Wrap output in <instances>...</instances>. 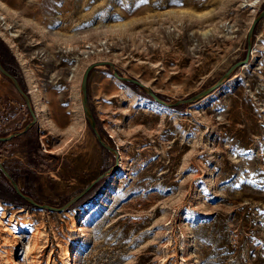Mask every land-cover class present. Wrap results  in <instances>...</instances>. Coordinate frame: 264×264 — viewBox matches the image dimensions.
<instances>
[{
    "label": "rangeland",
    "instance_id": "374dc122",
    "mask_svg": "<svg viewBox=\"0 0 264 264\" xmlns=\"http://www.w3.org/2000/svg\"><path fill=\"white\" fill-rule=\"evenodd\" d=\"M0 0V264H264V0ZM107 63H98L100 61ZM87 103L80 101L86 66Z\"/></svg>",
    "mask_w": 264,
    "mask_h": 264
},
{
    "label": "water",
    "instance_id": "95a60500",
    "mask_svg": "<svg viewBox=\"0 0 264 264\" xmlns=\"http://www.w3.org/2000/svg\"><path fill=\"white\" fill-rule=\"evenodd\" d=\"M264 15V6L255 14V16L252 18V21L248 27L247 30V42H246V50H245V54L243 56L242 59H239L237 61H235L234 63H232L213 83H211L210 85L204 87L203 89H201L200 91L184 97V98H179V99H174L172 101H166L164 99H162L161 97H159L156 93H154L148 86L144 85V83L141 80H138L136 78L133 77H128V76H124L121 74H118L116 71L112 70V73L119 79L122 80H126L129 82H133L141 87L144 88L145 92L151 96L154 100H156L157 102H160L162 104L165 105H175L177 103H183V102H192L195 101L199 98H201L202 96L206 95L207 93H209L210 91H212L215 87H217L218 85H220L225 79H227V77L230 75V73L232 72V70H234L235 67H237L238 65L244 63L247 61L248 59V53L250 51V46H251V42H250V35L252 33V29L253 26L255 24V22L257 21L258 18H260L261 16ZM98 63H107L109 65H111V63L109 61H100ZM95 65V63H91L88 66H86V68L84 69L82 76H81V80H80V101H81V105L82 108L84 110V112L86 113V117L87 120L89 122V125L91 127V129L93 130L96 139L98 140V142L100 144H102L105 147H108V145L105 144V142L102 140V138L99 135V132L95 126L94 123V118L92 116V114L90 113V110L88 108V103H87V74L90 70V68ZM0 71L7 76L12 83L14 84L15 88L17 89V91L20 93V95L22 96V98L24 99L25 103L27 104L28 110L32 113V121L35 120L31 105L29 103V98L28 95L22 90V88L20 87V85L18 84V82L16 81V79L14 78V76L12 74H10V72H8L0 63ZM26 128H20L17 131L11 132L9 134H5V135H0V140H6L10 137H12L15 134L21 133L25 130ZM0 170L2 171V173L10 180L11 185L13 187V189L20 194L26 201L41 207V208H46V209H50V210H65L70 204H72L76 199H78L90 186L91 184L95 181H91L90 183H88L86 186H84L83 188H81L76 194H74L72 197H70L69 199H67L64 203H62L59 206H54V205H50L47 203H38L35 200H33L29 195L21 192L19 190V188L16 186L15 182L10 178V176L8 175V173L6 172V170L4 169L3 165L0 163Z\"/></svg>",
    "mask_w": 264,
    "mask_h": 264
},
{
    "label": "flooded vegetation",
    "instance_id": "af4514ba",
    "mask_svg": "<svg viewBox=\"0 0 264 264\" xmlns=\"http://www.w3.org/2000/svg\"><path fill=\"white\" fill-rule=\"evenodd\" d=\"M0 63H2L1 62V60H0ZM2 66H3V64H2ZM4 67V66H3ZM5 68V67H4ZM8 72H10V74H12L13 76H14V78L16 79V81L18 82V84L20 85V82H19V80L17 79V77H16V75L14 74V72L13 71H11L10 69H8V68H5ZM9 79V78H8ZM10 80V79H9ZM10 82L12 83V81L10 80ZM13 84V83H12ZM13 86H14V84H13ZM15 87V86H14ZM20 87H21V85H20ZM17 90V89H16Z\"/></svg>",
    "mask_w": 264,
    "mask_h": 264
},
{
    "label": "bare ground",
    "instance_id": "6f19581e",
    "mask_svg": "<svg viewBox=\"0 0 264 264\" xmlns=\"http://www.w3.org/2000/svg\"><path fill=\"white\" fill-rule=\"evenodd\" d=\"M258 0H253L250 4H255ZM144 85H147L146 83H144Z\"/></svg>",
    "mask_w": 264,
    "mask_h": 264
}]
</instances>
